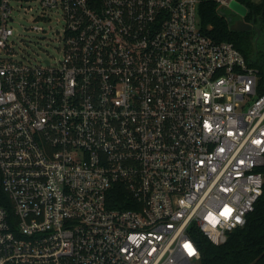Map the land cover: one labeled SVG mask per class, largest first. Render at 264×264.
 Here are the masks:
<instances>
[{
	"label": "built area",
	"instance_id": "1",
	"mask_svg": "<svg viewBox=\"0 0 264 264\" xmlns=\"http://www.w3.org/2000/svg\"><path fill=\"white\" fill-rule=\"evenodd\" d=\"M201 1L0 0V264H201L191 230L246 224L264 91ZM12 2L61 14L56 59L14 57Z\"/></svg>",
	"mask_w": 264,
	"mask_h": 264
},
{
	"label": "trees",
	"instance_id": "2",
	"mask_svg": "<svg viewBox=\"0 0 264 264\" xmlns=\"http://www.w3.org/2000/svg\"><path fill=\"white\" fill-rule=\"evenodd\" d=\"M250 10L245 14L247 22L261 25L264 21V1L241 0ZM200 16L203 30L216 41L233 42L246 57L249 65L258 68L259 91H264V50L257 45V31L231 30V17L214 0H202ZM261 36V35H260ZM264 172V167L262 168ZM129 193L122 191L124 196ZM120 197V196H119ZM118 205V204H115ZM201 250V264H264V193L248 215L244 226L229 233L222 244H214L201 231L191 230Z\"/></svg>",
	"mask_w": 264,
	"mask_h": 264
},
{
	"label": "rangeland",
	"instance_id": "3",
	"mask_svg": "<svg viewBox=\"0 0 264 264\" xmlns=\"http://www.w3.org/2000/svg\"><path fill=\"white\" fill-rule=\"evenodd\" d=\"M12 3L16 7L15 21L11 22L14 28V35L11 36L14 57L31 63L41 62L47 58L56 59L61 52L58 48L59 35L56 32V28L60 27L63 22L61 14L52 13L47 19L38 18L37 11H30L25 8L32 3H24L22 6L17 2ZM224 11L233 20H237L241 16L232 6L224 8ZM36 25L43 27L44 30L34 29ZM257 45L261 51L264 50V34L258 37ZM0 54L4 56L11 53L0 51Z\"/></svg>",
	"mask_w": 264,
	"mask_h": 264
},
{
	"label": "water",
	"instance_id": "4",
	"mask_svg": "<svg viewBox=\"0 0 264 264\" xmlns=\"http://www.w3.org/2000/svg\"><path fill=\"white\" fill-rule=\"evenodd\" d=\"M233 8H235L240 14L241 16L246 14V8L244 6H242L241 4L237 3V2H233L231 5ZM231 30L233 31H250V30H256L258 33V37L261 34V28L259 26H256L254 24V22H247L246 20H244L242 17L237 19V20H233L231 18ZM257 37V38H258Z\"/></svg>",
	"mask_w": 264,
	"mask_h": 264
},
{
	"label": "flooded vegetation",
	"instance_id": "5",
	"mask_svg": "<svg viewBox=\"0 0 264 264\" xmlns=\"http://www.w3.org/2000/svg\"><path fill=\"white\" fill-rule=\"evenodd\" d=\"M241 17H242L244 20H246L244 15H243V16H240L239 18H241ZM239 18H238V19H239ZM260 22H261V25H257L255 22H254V24H255L256 26H259V27L261 28V34H260V35H262V34H264V21L260 19Z\"/></svg>",
	"mask_w": 264,
	"mask_h": 264
},
{
	"label": "snow or ice",
	"instance_id": "6",
	"mask_svg": "<svg viewBox=\"0 0 264 264\" xmlns=\"http://www.w3.org/2000/svg\"><path fill=\"white\" fill-rule=\"evenodd\" d=\"M186 247H188V248H189V251H190L192 254H194V250L191 249V246H190V245H189V246H186Z\"/></svg>",
	"mask_w": 264,
	"mask_h": 264
},
{
	"label": "crops",
	"instance_id": "7",
	"mask_svg": "<svg viewBox=\"0 0 264 264\" xmlns=\"http://www.w3.org/2000/svg\"><path fill=\"white\" fill-rule=\"evenodd\" d=\"M257 37H258V35H257ZM257 40H258V38H257ZM257 40H256V41H257Z\"/></svg>",
	"mask_w": 264,
	"mask_h": 264
}]
</instances>
